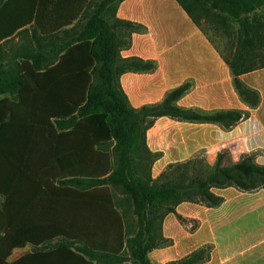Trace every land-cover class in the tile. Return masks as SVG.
<instances>
[{
	"label": "trees",
	"instance_id": "16d2710c",
	"mask_svg": "<svg viewBox=\"0 0 264 264\" xmlns=\"http://www.w3.org/2000/svg\"><path fill=\"white\" fill-rule=\"evenodd\" d=\"M121 1L0 0V264H152L149 254L169 242L164 219L180 204L218 207L224 199L213 188H264V166L249 156L233 162L229 152L214 166L198 158L152 178L157 155L146 132L156 118L230 129L249 113L179 108L176 101L189 85L161 104L133 108L119 76L153 66L120 59L128 42L117 29H135L116 19ZM178 2L197 24L196 9L209 19L228 14L238 23L239 48L226 61L242 99L258 106L260 94L239 76L260 67L249 65L264 49L253 44L263 43L264 23L250 15L264 9V0ZM16 36L20 44L12 43ZM114 189L132 204L135 235ZM29 246L31 253L10 261ZM207 258L203 249L171 264Z\"/></svg>",
	"mask_w": 264,
	"mask_h": 264
},
{
	"label": "crops",
	"instance_id": "0c3cea01",
	"mask_svg": "<svg viewBox=\"0 0 264 264\" xmlns=\"http://www.w3.org/2000/svg\"><path fill=\"white\" fill-rule=\"evenodd\" d=\"M116 19L135 25L131 32L121 27L117 29L120 38L128 42L120 49V59H140L153 66L152 70L126 71L119 76L121 89L133 108L161 104L174 91L189 85L190 89L176 101L179 108L200 113H249L247 118L230 129L214 123L188 122L169 116L156 118L146 132L147 146L157 155L151 168L153 179L159 178L170 165L185 164L198 158L214 166L224 152H229L233 162L249 156L264 166V64L239 76L242 83L260 94V104L252 108L237 91L234 75L226 61L239 48L238 38L231 55L224 56L202 29L201 22H209V18L202 15L197 24L178 0H122ZM250 19L264 23V9L253 12ZM225 25L221 23V27L226 29ZM20 41L16 36L12 43ZM253 44L264 47V41ZM159 167L161 170L156 173ZM217 190L219 193L215 194L224 201L218 207H210L217 208L216 222L208 225L214 229L213 235L198 240L199 246L178 260L175 259L176 253L166 254L161 250L163 247L155 249L153 258L156 262L181 261L205 249L208 258L202 264H264V188L254 191H243L237 187ZM184 205H192L189 211L200 214V218L190 215L192 218L203 221L210 217L209 208L202 211V205L206 204H180L176 212L166 216L163 222V236L174 243L173 248L178 242L177 210ZM205 223L203 221L194 232L185 229L186 238H199Z\"/></svg>",
	"mask_w": 264,
	"mask_h": 264
},
{
	"label": "rangeland",
	"instance_id": "374dc122",
	"mask_svg": "<svg viewBox=\"0 0 264 264\" xmlns=\"http://www.w3.org/2000/svg\"><path fill=\"white\" fill-rule=\"evenodd\" d=\"M195 17L198 19V21H201L202 14L200 13V9L195 10ZM199 12V13H198ZM219 13V12H218ZM213 15H219L216 12L213 13ZM224 17V20L221 19ZM227 22V26L224 24V22ZM219 23V24H218ZM221 23L226 26V29L224 27H221ZM202 29L206 32L208 37L213 41V43L218 47V49L222 52V54L226 57L230 56L233 52V48L236 46L237 38H238V31H239V25L238 23L230 17L228 14H222L219 18L212 17L209 19V22L202 21L201 22ZM219 26V27H218ZM17 44H20V42H16ZM260 64H264V51L260 53L259 58H256L253 60V62L249 66H258ZM149 120V118H148ZM104 150H108V145L103 147ZM111 150V148H110ZM227 164V163H226ZM205 166H203L204 168ZM161 170V167L156 168L155 172H159ZM177 172L174 170L170 173ZM173 175V174H172ZM218 188H213V193H219ZM117 204L120 210H122L126 214V221L128 225V232L131 235H135L139 230V224L137 223L136 217L133 215L132 211V204L128 199L122 195L121 191L119 189H114ZM3 200L0 198V205H2ZM202 211L204 212L205 209L209 208L210 217L204 218L203 221L207 222L205 223L204 227L200 230L199 238L197 239H189L186 238V233L184 230H188L189 232H194L200 228V224L203 222L200 219L192 218L191 216H195L197 218H200V214H193L188 209L190 207H193L192 205H184L183 208H180L177 210V213L179 217L176 216V221H178V231H177V237L178 240L176 246L174 248L172 247L173 244L171 241L168 242L161 250H164L166 254L169 253H176L175 259H181L183 256H185L190 251L194 250L197 246H199V243H197L198 240L208 239L210 236L213 235V230L211 227H208V225H211L212 223L216 222V214H217V208H210L207 206L202 205ZM184 209H186L184 211ZM196 209V208H195ZM200 209V208H199ZM191 215V216H190ZM173 217V216H171ZM207 219V220H206ZM212 229V230H210ZM58 242L62 243L63 240H59ZM172 244V245H171ZM171 245V246H170ZM211 246V244H209ZM78 246H81L78 244ZM172 247V248H170ZM170 248V249H168ZM33 251L32 247H29L24 250H17L14 252L13 256L11 257L10 261L13 263L23 256L31 253ZM149 259L152 262V264H163L158 263L153 258V251L149 254ZM174 261V260H173ZM179 262V261H177ZM177 262H170L171 263H177Z\"/></svg>",
	"mask_w": 264,
	"mask_h": 264
}]
</instances>
